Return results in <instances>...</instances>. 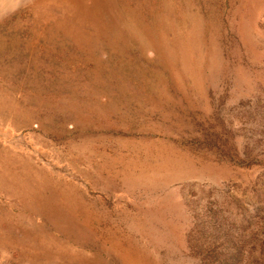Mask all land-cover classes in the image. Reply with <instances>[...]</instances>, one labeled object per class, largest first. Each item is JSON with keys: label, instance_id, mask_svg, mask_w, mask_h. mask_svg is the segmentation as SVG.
Here are the masks:
<instances>
[{"label": "rangeland", "instance_id": "1", "mask_svg": "<svg viewBox=\"0 0 264 264\" xmlns=\"http://www.w3.org/2000/svg\"><path fill=\"white\" fill-rule=\"evenodd\" d=\"M0 264H264V0H0Z\"/></svg>", "mask_w": 264, "mask_h": 264}]
</instances>
